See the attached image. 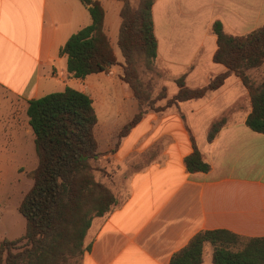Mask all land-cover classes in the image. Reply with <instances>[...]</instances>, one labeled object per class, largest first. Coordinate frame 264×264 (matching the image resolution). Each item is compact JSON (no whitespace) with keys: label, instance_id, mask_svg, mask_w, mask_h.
I'll return each mask as SVG.
<instances>
[{"label":"crops","instance_id":"obj_1","mask_svg":"<svg viewBox=\"0 0 264 264\" xmlns=\"http://www.w3.org/2000/svg\"><path fill=\"white\" fill-rule=\"evenodd\" d=\"M99 1L113 47V42L118 44L123 3ZM152 14L157 64L168 73L161 85L175 95L180 77L195 89L227 70L214 60L218 45L213 24L222 22L229 35H247L264 25V0H155ZM91 22L80 0H0V125L5 127L0 131L12 156L18 149L25 153L21 142L34 137L28 116L25 123L20 120L31 99L67 87L87 90L88 79L95 75L97 88L110 94L119 90L124 103L136 100L120 78L119 65L85 79L69 76L60 50ZM251 113L249 91L232 74L200 100L174 106L161 117L145 114L123 138L115 157L119 159L135 133L123 159L138 147L156 145L159 153L131 176L127 198L93 220L80 264H170L196 234L209 230L264 237V134L247 126ZM220 119L225 124L209 141L212 124ZM129 121L126 115L121 124ZM194 145L210 165L208 172L187 170L185 159ZM208 246L203 262H212Z\"/></svg>","mask_w":264,"mask_h":264},{"label":"trees","instance_id":"obj_2","mask_svg":"<svg viewBox=\"0 0 264 264\" xmlns=\"http://www.w3.org/2000/svg\"><path fill=\"white\" fill-rule=\"evenodd\" d=\"M80 1L87 7L92 22L69 38L60 55L67 58V71L75 79L120 66L121 80L133 89L139 102L138 113L119 133L120 140L146 114L136 84L140 65L152 69L157 61L152 14L155 0H140L136 8L129 0H119L123 6L118 46L123 63L118 62L105 32V9L101 1ZM212 32L218 45L214 60L227 70L195 89L185 85L184 77L176 79L178 93L168 97L163 89L158 99H165L166 103L157 112L200 100L235 74L251 98L252 113L247 126L264 134V78L256 83L250 75L264 67V25L247 35L234 36L225 32L222 22L216 21ZM27 116L35 137L38 164L29 173L33 184L19 205V212L26 220L25 233L18 239L0 243V264H80L93 220L119 206L113 191L95 175L96 171L106 172L95 165L102 154L95 134L98 116L93 99L87 93L67 87L29 100ZM224 124V119L212 124L209 141L215 139ZM185 164L192 173L210 170L196 145ZM207 244L214 248L213 264H264V237L245 238L223 229L196 234L173 256L170 264H202Z\"/></svg>","mask_w":264,"mask_h":264},{"label":"rangeland","instance_id":"obj_3","mask_svg":"<svg viewBox=\"0 0 264 264\" xmlns=\"http://www.w3.org/2000/svg\"><path fill=\"white\" fill-rule=\"evenodd\" d=\"M129 2L133 8H136L140 0H129ZM113 47L116 55L123 62L122 53L116 42H113ZM115 66L117 67V65ZM250 75L254 82L259 83L264 78V67L260 70L252 71ZM94 76L88 79L86 83L87 90L85 88L82 90L80 88L75 89L87 93L93 99L97 116H99L101 122L98 123L95 134L100 146L99 150L102 154L95 165L106 172L105 175L102 171H96L95 175L99 181L105 183L113 191L120 205L128 196V186L131 176L151 163L157 157L159 150L156 145L144 150H140L138 147L131 155L123 159L122 157L127 153L128 146L133 140L135 133L127 143V146L120 152L119 159L115 157V151L119 149L123 140V138L119 140V133L126 125L121 124V122L126 115L131 121L139 111V102L136 99L134 91L137 101L132 99L124 103L119 90H115L113 94H110L101 88H97V82L95 81L94 83ZM138 76L140 84L138 83L136 86L141 96L142 108L146 111V114L153 112L161 117L165 111L174 107L172 106L165 111L157 112V108L166 103L165 99L161 100L158 97L161 91L165 89L161 85L162 80L168 77V73L158 66L157 61L152 69H148L145 65L141 64ZM166 93L168 97L174 96L171 95L169 89H166ZM0 95L2 94L0 93ZM5 106L7 108L8 104L5 103ZM115 113H120V115L116 116ZM125 113L126 115H124ZM20 118L25 123L27 118L25 110L20 112ZM1 127L0 125V129L5 128ZM4 137L0 131V243L5 239H18L25 233L26 220L19 212V205L33 184L29 173L38 164L34 137L26 138L25 141L21 142L26 151L22 153L24 150L20 152L18 149L15 156L10 154V149L6 150L11 145L8 146L9 142L5 141ZM159 149H161V145ZM213 250V246H210L209 252ZM202 264H212V262L205 258Z\"/></svg>","mask_w":264,"mask_h":264}]
</instances>
